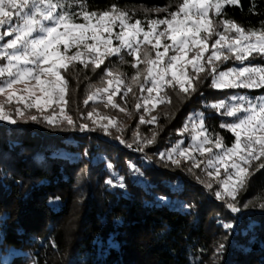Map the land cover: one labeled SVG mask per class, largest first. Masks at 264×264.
Returning <instances> with one entry per match:
<instances>
[{"label":"trees","instance_id":"16d2710c","mask_svg":"<svg viewBox=\"0 0 264 264\" xmlns=\"http://www.w3.org/2000/svg\"><path fill=\"white\" fill-rule=\"evenodd\" d=\"M70 1L68 10L79 13L81 3L87 11L102 12L112 5L173 7L179 0ZM224 19L246 31H259L264 25V0L226 5L221 16L213 15L215 24ZM6 38L0 39V47ZM130 57L122 64L128 74L133 71ZM4 61L2 57L0 62ZM236 61L226 59L220 67ZM209 70L194 78L195 91L182 93L177 84L166 85L162 102L151 115L139 113L142 106L136 108L145 100L138 88L150 85L145 78L138 88L131 86L130 92L121 88L114 98L125 107V114L105 101L85 103L97 72L80 63L62 71L68 80L66 110L73 125L58 120L49 124L37 114L36 120L19 118L14 109H4L16 122L0 120V264H264V208H247L235 216L204 183L161 156L186 137L183 127L198 110L204 114L207 135L229 146L235 142L233 132L222 127L231 118L210 107L231 91L214 87L218 71ZM252 93L264 94V87ZM95 108L129 120L144 147L136 153L123 149L119 133L104 130L88 117ZM85 124L91 132L77 133ZM153 137L154 142L147 143ZM248 194L264 204V167L249 176ZM70 219L74 226L68 224Z\"/></svg>","mask_w":264,"mask_h":264},{"label":"snow or ice","instance_id":"6c2138e0","mask_svg":"<svg viewBox=\"0 0 264 264\" xmlns=\"http://www.w3.org/2000/svg\"><path fill=\"white\" fill-rule=\"evenodd\" d=\"M67 4L68 0H56V3L52 0H0V28L8 26V30L0 34V39H3L4 35L14 37L0 50V56L8 60L6 66L0 67V77H6L0 84V94L12 89L17 83L34 80L35 84L32 87L25 88L28 95L19 96L18 100L23 102L26 109H37L49 124L57 123L56 112L53 111L49 115H43V113L53 105L59 106V116L64 121L69 125L74 124L72 117L65 115V108L61 106L67 104L65 96L68 89V80L61 73L67 72L69 67H74L77 62L84 68L91 64L95 69L104 64L108 57L121 55L127 50L136 61L132 65L137 69L136 75L132 77L133 83L138 82L141 75L139 65L144 64L147 66L145 79L150 80L152 84V87L147 89L149 93L157 87L171 85L173 81L187 93L190 88L195 91V87L191 84V78L187 77L185 69L191 65L197 76L205 70L201 61L204 60L205 53L209 52L208 41L213 35L218 38L212 44L211 53L206 60V63L211 66L212 73H216V68L213 66L215 62L222 59L235 58L244 61L254 53L264 55V25L259 31H246L228 19L214 24L209 16L210 12H214L216 17L221 16L226 5H237L238 0H182L177 11L169 13L164 19L151 20L148 30L141 26L140 20L129 23L128 11L120 10L116 5H112L109 10L97 13L85 10V5L81 3L78 5L81 11L75 13L68 10ZM14 17L17 18L18 23L14 24ZM78 18H82L84 23L74 22ZM45 21L50 23L46 24ZM160 25L166 27L159 30ZM117 26L120 29L118 32L115 31ZM221 26L224 31H216ZM225 33H235V35L230 36ZM113 36L118 41L116 46H114ZM162 38L171 42L163 45V52L157 50L153 59L148 51H144V59H141V45H152L159 49ZM60 46H63V52ZM73 48L76 51L72 55H67ZM170 49L174 53L171 56L168 55ZM193 50L195 54L189 59V52ZM165 57H168L167 62ZM169 73L170 80L166 79ZM111 74V70L106 72L107 76ZM186 80L189 87H185ZM107 83L112 85L113 80L110 79ZM115 83L123 85L124 79L117 76ZM212 83L217 88L264 87V67H241L220 72ZM34 89H38L40 95H37ZM101 91L107 93L109 89H96V93L90 95L85 103H88V100H95ZM119 91L117 87L112 94L107 95V101L113 107H119L113 101V95ZM128 91H131L130 86ZM14 96L16 93L10 92L8 100L11 101ZM147 103L146 100L145 104ZM140 107V104L136 105L137 109ZM210 107L224 109L225 115L237 118L234 123L222 125L235 134V143L231 147H226L221 138L210 140L209 135L200 132L194 139H199L201 136L203 138L199 139L195 147L201 155L204 153L211 155L212 158L207 160V164L209 169L214 171L206 170V174L209 178H217V182L222 185L215 195L220 200L229 198L232 202H228L226 207L236 212L239 211L235 205L236 193L245 186L249 176L248 168L253 161H259L261 157H264V103L248 102L245 106L239 102L226 104L221 101L211 104ZM124 110L120 108V111ZM16 114L20 118H25V112L20 108L16 109ZM92 116L93 113L89 112L88 117ZM27 118L36 120L40 117L32 115ZM140 119L141 123L145 122L143 117ZM0 120L16 122L11 114L4 111L2 105H0ZM155 120L156 117H152V121ZM199 120L203 125V114ZM87 127V124L82 125V128ZM102 127L107 130V125ZM152 142L154 137L147 141V143ZM205 145L210 146L205 147ZM128 146L131 147V145ZM213 148L221 151L213 152ZM176 152L177 149L173 148L169 153H161V156L166 155L171 160L172 154ZM178 155L193 160L194 167H200V163L194 160L190 149L185 148L179 151ZM173 163L179 165L180 160H173ZM221 167L226 174L223 180L218 179ZM260 167H264V163H261ZM120 186L123 187V184L121 183ZM205 186L209 190L213 187L211 182ZM260 207L264 208V204ZM223 226L232 227L231 224Z\"/></svg>","mask_w":264,"mask_h":264},{"label":"rangeland","instance_id":"374dc122","mask_svg":"<svg viewBox=\"0 0 264 264\" xmlns=\"http://www.w3.org/2000/svg\"><path fill=\"white\" fill-rule=\"evenodd\" d=\"M52 2L56 3V0H52ZM180 3H182V0L177 1L174 4L173 7L150 8V7L136 5V6L129 7L127 9H120V8H118V9L127 10L128 11L129 16H130V20L128 21L129 23H134L135 20H140L141 21V26L145 30H148L149 29V22L151 20H153V19H157V20L158 19H164L165 17L168 16L169 13L177 11V7H178V5ZM71 4H73V2L68 0V4L66 5V7H69ZM57 11H60V9H57ZM97 13H100V12H97ZM213 15H214V12H210L209 13L210 18H212V19H213ZM13 22H14V24L18 23L17 18L14 17ZM45 23L47 24V23H50V22L45 21ZM76 23H84V21L82 19V22H76ZM213 23H214V21H213ZM217 24H219V23H217ZM165 27H166L165 25H160L159 26V30H163ZM7 30H8V26H4V30H0V34H3ZM119 30L120 29L117 26L115 31L118 32ZM216 31L223 32L224 29L221 26V27L217 28ZM105 35H107V34H105ZM225 35L233 36V35H235V33H225ZM4 37H8V38H6V41L1 44L0 50L3 49V46L10 39L14 38L13 36H10V35H4L3 38ZM217 38H218L217 36L213 35L208 41V43H209V52L205 53L204 60L201 61V63L204 64V68H205V70L203 72H200L198 74V76H197V74L192 69L191 65H188L187 68L185 69V71L187 73V77L191 78V84L192 85H194V83H193L194 82V78L204 77L208 73V68L211 67V66H209L206 63L207 56L210 55L211 50H212L211 46L214 43L215 39H217ZM113 40H114V46H116V44H118V41L115 40V36H113ZM141 40H142V36H141ZM89 43H92V41H89ZM153 43H154V41H153ZM170 43L171 42L169 40H167L166 38H162V44H161V47L159 49L154 48L152 45L142 44L141 45V59H144V56H143L144 51H148L150 56H151V58L155 59V52L157 50L160 51V52H163V45L164 44H170ZM60 50H61V52L64 51L63 46H60ZM75 51H76L75 48L70 49L68 51L67 55H72ZM81 51H83V49H81ZM172 54H174V53L170 49L168 55L171 56ZM194 54H195V50L190 51L189 55H188V58L191 59V57ZM225 55H228V53H225ZM127 56L128 57L131 56L130 58L133 61V64L136 62L134 57L132 55H130L127 52V50H125V51H123L121 53V55L111 56V57H108L105 60L104 64L108 65L109 67H107L105 65L102 66L103 65L102 64L99 68H95L94 69L93 66L90 64L92 66V69L94 70V72H97V80L89 84V88H88L89 94L93 95L94 93H96V89H103V88H108L109 89V91L107 93L101 91L99 94H97V98L95 100H92V101H105V102L108 103L107 95L112 94L117 87H119L120 90H121V88H123L124 91L128 92V87L129 86L130 87L133 86V88L136 89V88H138L140 83H142L141 80H143V78L146 77V67L147 66L144 65V64H140L139 65L141 75L139 77L138 82L133 83L132 82V77L136 75L137 69L133 67V71H132L131 74H128L127 72H125V70L122 69V64L124 62H126ZM2 57H4V56H0V59ZM4 58H5V61L4 62H0V67L6 66L7 63H8L7 58L6 57H4ZM263 58H264V55L255 54L254 53L252 56H249L246 60H244V61L238 60L235 63H232L231 66L226 67L225 69H222V67H220V66H221L222 62H224V60H226V59H222L221 61H217L213 65L216 68V71H218L215 78L218 77V73L227 72V71H229L231 69H238V68H241V67H264V62L261 61ZM124 59H125V61H124ZM167 59H168V57H165V62H167ZM101 70H102V72H101ZM108 70H111L112 74L110 76L106 75V72ZM117 76H121V78L124 79V84L123 85H117L115 83V78ZM170 78H171V75L169 73V79ZM5 79H6V77H0V84H2ZM110 79L113 80V84L112 85H109L107 83V81L110 80ZM34 84H35L34 80H28V81L17 83L15 85H13L12 89L7 90L3 94H0V105H2L6 111L14 109V111L16 112V109L20 108L22 111L25 112V116H27V117L29 115H31L32 113H33V115H36V114L37 115H41V113L35 108L26 109L24 104H23V102L18 100L19 96L28 95V93L25 91V88L26 87H32ZM172 84L175 87H176L175 84H177L178 85L177 87L179 88L177 91L184 93V91L180 89L178 83H172ZM143 85H145L144 81H143ZM149 87H152L151 81H150V85L149 86H144V87L142 86V87L138 88V89L143 88V90L140 91V94H141V96L143 98L145 97V100L142 102L143 103L141 105L142 108L140 109L139 113L143 112L144 114L151 115L153 108L155 106H157L160 102H162V98H163L162 97V90L166 86H164L163 88L157 87L151 93H149L147 91V89ZM185 87H189V84H188L187 80L185 82ZM258 88H262V87L221 88L223 90H228V92L231 91L230 92L231 94L229 93L230 95L227 98H225L223 100H220L218 102L223 101L226 104H236V103L239 102V103L245 104V106H247L248 102H251L253 104L264 103V94H261V95H258V96H254V93H252V91H254V90L258 89ZM13 91L16 93V96H14L11 101H9L8 100V94L10 92H13ZM34 91H36L37 95H40L38 89H34ZM118 94L119 93L113 95V101H114V98L118 96ZM65 99L67 100V94L65 96ZM146 100L148 101L147 104H145ZM115 104L119 105L118 102H115ZM61 106H63L65 108V113L64 114L65 115H69V113L66 110L67 109V104L66 105H61ZM172 106L174 108H177V107H175V105H172ZM113 108L119 110V113H121V114H125L127 112L125 107H122L121 105L119 107H113ZM120 108H123L125 110L124 111H120ZM220 110H224V109H220ZM53 111L56 112L57 120H58L59 123H67L66 121H64L59 116V106H57V105H53L52 108L46 109L43 114H47V113L52 114ZM224 112H225V110H224ZM201 114H203L202 111L198 110V111H196L194 113V115H192L186 121V124L183 127L184 128L183 131L187 132V135H185L186 137L180 138L177 143L169 145L166 148L165 153H169L173 148H176L177 152L172 154V159L171 160L168 159L167 156L165 155L163 161L166 162L167 164L172 165L173 168H180V169L186 170V172H188L190 176H192L193 178H195L196 180H198L200 182L203 181V183L205 185L207 183L211 182L212 185H213L211 190L215 193L217 190L221 189L222 185L217 182V178H209L207 176V174H206V170H213V169H209V166L207 164V160L212 158V157L208 153H204L203 155H201L200 152H198L196 150V147H195V145L199 143V139L203 138L201 136L199 139H194V137L197 136V133L203 132L204 134H207L206 130L204 128V124L203 125L200 124L199 118H200ZM149 115H147V117H149ZM203 118H204V114H203ZM230 118H231V122L230 123L236 122V119H237L236 117H230ZM91 120L97 126L107 125V127L109 129H111L110 130L111 132L119 133L120 134V138H121L120 139L121 141H119V142H120L121 147L123 149L125 148L129 152L136 153V152H138V150H140V149H142L144 147L143 138L140 135L137 134V131L134 128H132L133 125L130 123L129 120L126 121V122L121 121L119 119V116L111 115L110 113H107L104 110H100L99 108H95L93 110V116H92ZM113 124H115V126H113ZM79 129L80 130L77 133H82L83 135H87V134H89L91 132L90 128H88V127L87 128H82L81 127ZM128 133L129 134L131 133V135H128ZM104 139L107 140L108 142H110L111 144L117 145L115 142H113L109 138H104ZM209 139L210 140H214L215 138H212L211 136H209ZM223 144L226 147H231L229 145H226L224 142H223ZM128 145H131V147H129ZM117 146H119V144ZM209 146L210 145H205V147H209ZM185 148L190 149V152H191L192 156L194 157V160L196 162L200 163V167H194L193 160L185 159L184 157H181V156L178 155L179 151H182ZM220 151H221L220 149L213 148V152L218 153ZM176 159L180 160L179 165H177L176 163H173V160H176ZM263 162H264V157H261V159L259 161H253L251 166L248 168L249 176L252 173H254L257 169H259L260 168V164L263 163ZM107 165L109 166V168H112V164L107 163ZM249 176H248V178H249ZM225 178H226V174L224 172L223 167H221V169H220V177L218 179L219 180H223ZM234 179H235V177H234ZM117 181H118V184L122 183L120 180H117ZM247 182H248V179H247V181L245 183V186L243 188H240L237 191V193H236L235 205H236V207L239 208V211L233 212V211H231V209L228 208L237 217H240L243 214L244 210L247 209V208L262 209V207H260V205L263 204L261 198L256 197L253 194L246 195ZM81 199H79V203H78L79 207H80V204L82 203ZM222 201H224L225 205L228 202H232L229 198H226L225 200H222ZM72 216H75V213ZM71 220H72V222H71ZM74 222L75 221H73V219H70L68 221V224H71V226L72 225L74 226Z\"/></svg>","mask_w":264,"mask_h":264}]
</instances>
